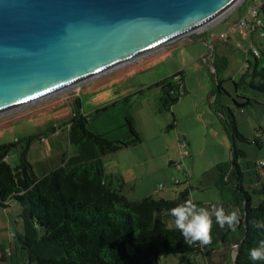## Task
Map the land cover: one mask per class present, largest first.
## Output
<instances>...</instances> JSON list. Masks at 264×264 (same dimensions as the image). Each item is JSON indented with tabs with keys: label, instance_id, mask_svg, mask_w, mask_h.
<instances>
[{
	"label": "rangeland",
	"instance_id": "rangeland-1",
	"mask_svg": "<svg viewBox=\"0 0 264 264\" xmlns=\"http://www.w3.org/2000/svg\"><path fill=\"white\" fill-rule=\"evenodd\" d=\"M244 1L237 11L216 26L200 32L198 40L182 39L90 79L55 98L0 118V144L29 135H44L54 127L62 128L63 122L71 115L70 100L76 97L87 117V124L90 122L94 128L101 126L102 130H108L111 125L123 124L125 126L114 131L127 130L126 118L131 120L141 137L139 153L145 160L152 159L146 178L164 186L152 197L175 199L176 190L185 182V173H188V182L201 174L202 178L208 179L217 172L219 163L231 164V148L234 145L244 152L243 157H236V164L243 172L241 185L248 192L252 206H256L261 198L257 192L260 186L257 176H264V165H258L260 161L264 162V94L255 91L250 84L254 68L260 70L264 66V36L256 33L254 43L250 42V38L243 41L239 35L231 33L226 38H219V34L238 19L239 10L244 13L252 0ZM208 45L215 50L214 63L210 61ZM252 47L260 53L258 60L250 52ZM180 71L183 84L181 95L170 109H166L162 100L165 93L156 83L170 81L176 87L178 83L174 82L173 76ZM218 81L220 90L217 88ZM245 97L249 98L248 103ZM112 103L115 104L110 106ZM240 103L243 105H238ZM104 106L108 108L103 109ZM119 107H123L122 112ZM230 113L234 116L238 132L246 141L232 142L225 133L222 118ZM106 117L109 124L105 122ZM180 131L189 133L199 150L197 154L188 150L189 156L181 160L175 139ZM165 146H169L168 151ZM165 150L169 158L182 165V169L178 170L173 164H167L166 158L158 157ZM19 151V147H12L8 152L6 161L10 166L18 165ZM163 164L166 170L160 169ZM174 180L180 182L179 187L174 185ZM169 187L174 188L172 195L164 197L162 192L168 191ZM19 213L17 202H12L7 208L0 207V264H24L26 251L22 249L24 245L20 236L38 239L41 235ZM164 220L169 228H175L171 215L168 214ZM55 248L50 244L46 248L35 247V250L46 257L56 253ZM209 253L190 254V264H217L211 260ZM157 264L182 263L178 254H170L161 257ZM224 264H233L231 256L226 257Z\"/></svg>",
	"mask_w": 264,
	"mask_h": 264
},
{
	"label": "trees",
	"instance_id": "trees-1",
	"mask_svg": "<svg viewBox=\"0 0 264 264\" xmlns=\"http://www.w3.org/2000/svg\"><path fill=\"white\" fill-rule=\"evenodd\" d=\"M259 14L264 21V5L259 8ZM252 79L251 87L264 94V66L260 70L254 68ZM173 80L178 83L176 87L170 81L156 83L165 93L162 100L166 109L181 95L182 71L174 74ZM217 88L221 89L219 81ZM245 98L248 103L249 98ZM70 105L71 117L64 125L70 132L81 134L79 141L86 138L91 141L97 151L93 158L71 166L62 165L39 177L27 154L42 134L0 144V207L7 208L8 202H17L19 214L41 232L38 239L20 236L22 249L26 251L24 264H157L161 257L170 254H178L180 263L190 264V254L211 251L209 245L186 244L180 232L169 228L164 220L169 209L189 200V186L178 190L173 200L152 196L130 200L121 190L111 188L102 180L99 157L141 140L131 120L126 118L129 140H110L87 128V117L81 111L78 98L73 97ZM222 121L232 142L247 140L238 132L233 114L223 115ZM12 147L20 148L19 163L15 167L6 161ZM238 156L243 157L244 152L232 145L231 164L219 165V184L231 187L233 198L243 211L242 236L233 264H264L251 262L247 255L250 248L264 240V229L252 227L253 220L264 219V176H257L260 185L257 192L261 198L252 206L248 192L241 185L243 172L236 164ZM50 244L59 249L52 255L43 257L35 250Z\"/></svg>",
	"mask_w": 264,
	"mask_h": 264
},
{
	"label": "water",
	"instance_id": "water-1",
	"mask_svg": "<svg viewBox=\"0 0 264 264\" xmlns=\"http://www.w3.org/2000/svg\"><path fill=\"white\" fill-rule=\"evenodd\" d=\"M244 0H0V118L216 26Z\"/></svg>",
	"mask_w": 264,
	"mask_h": 264
},
{
	"label": "crops",
	"instance_id": "crops-1",
	"mask_svg": "<svg viewBox=\"0 0 264 264\" xmlns=\"http://www.w3.org/2000/svg\"><path fill=\"white\" fill-rule=\"evenodd\" d=\"M263 1L264 0H252L248 8L245 9L244 13H241L239 10L238 18L241 15L246 14L251 5ZM244 2L245 1H243V3ZM256 33H259V31H253L251 33H247L246 35H237H239L240 39L243 41H247L248 38H250V42L254 43V36ZM231 37L233 38V36ZM208 48L210 49L208 50V53H210V61L215 62V60L213 59L215 50L211 45H208ZM104 107V109L108 108L106 106ZM119 108H121L120 112H122L123 107ZM70 117L63 122L62 128L54 127L53 130H50V132L41 135V139L35 140L29 148L27 157L32 164V167L37 176L41 177L49 171L62 165L71 166L78 164L83 160L91 159L96 155L97 151L88 138L79 141L81 134L78 131L70 132L68 126L64 125V123H66L70 119ZM108 117H106L105 121L107 123L109 120ZM107 126L108 125L106 124V128ZM121 126L125 125L121 124ZM121 126L111 125L109 126L108 130H102L103 128H101V126H99L98 128H94V126H92L90 122L87 124V128H90L91 131L100 135H106L110 140L127 141L130 139L128 128L127 130L125 129L122 131H114ZM179 138L186 139L188 143L187 150L194 154H197L199 152V150L196 149L193 138L189 133L184 131H180V133L177 132L175 139L178 141ZM165 141L168 142L167 140ZM139 143L127 146L116 152L99 157L102 180L111 188L121 190L122 193L130 200L141 199L151 196L154 193L156 194L159 187L156 181L151 182L146 178V174L148 175L147 171L149 169L150 163L152 162V159L149 157L145 160L143 156H141L138 149ZM168 148L169 146H165V149L167 151ZM166 150L164 151L165 153L161 152L158 157L163 159L166 158L165 162L169 165L173 164L174 166V163L178 161H174L169 158V156L166 154ZM179 158L180 160L184 159L180 156ZM221 164L223 163L218 164L217 172L214 173V175H211L208 179H204V177L202 178L201 174L199 178L197 177L193 181L191 180L190 182H188L189 178L185 175V182L181 183V185L183 186L178 189L181 190L186 186H189V199L193 200V202L196 203L198 207L210 208L212 204H220L224 207L226 212L232 210L233 208H238L240 210V223L235 232L229 230L227 226H225L224 229H221L215 223V219L213 218V225L211 230L212 243L209 245L212 247V250L209 251V255L211 260L217 264H224L227 256H231L233 260L238 242L240 241L242 236L241 222L243 217L242 208L240 204L234 200L231 192V187L229 185L223 186L219 184V165ZM164 166V164L161 165L160 169L166 170V167ZM257 182L259 183V181ZM179 183L180 182L177 183L178 187ZM173 190L174 188L169 187L168 191L162 192V195L164 197H171V192H173ZM178 190H176L175 192V197L177 196ZM11 203L12 202H8V205H10ZM25 220L28 219L25 218ZM28 221L31 222L30 220ZM31 223L34 225L36 230L35 224L33 222ZM58 250L59 249L56 247L55 251L57 252Z\"/></svg>",
	"mask_w": 264,
	"mask_h": 264
},
{
	"label": "clouds",
	"instance_id": "clouds-1",
	"mask_svg": "<svg viewBox=\"0 0 264 264\" xmlns=\"http://www.w3.org/2000/svg\"><path fill=\"white\" fill-rule=\"evenodd\" d=\"M169 215L174 218L175 228L182 235L184 242L188 245L198 243L200 246L212 243L213 218L221 229L227 226L233 232L237 230L241 218L238 208L226 212L220 204H212L210 208L198 207L191 199L169 209ZM252 227L264 229V219L253 220ZM247 255L251 262H264V240L250 248Z\"/></svg>",
	"mask_w": 264,
	"mask_h": 264
},
{
	"label": "built area",
	"instance_id": "built-area-1",
	"mask_svg": "<svg viewBox=\"0 0 264 264\" xmlns=\"http://www.w3.org/2000/svg\"><path fill=\"white\" fill-rule=\"evenodd\" d=\"M264 5V1L263 2H257L253 5H251L247 11L246 14L241 15L235 22H233L232 24H230L228 26V28L221 32L219 34L220 38H225L227 36L228 33H236L239 35H246L247 33H251L253 31H259V35L262 37L264 36V21L263 19L260 17L259 14V8ZM250 52L252 53V55L256 58H258L260 56L259 51L252 47L250 49ZM187 141L184 138H179L177 141V146L179 149V155L181 158H185L187 156H189V152L187 150ZM259 166H263L264 162L260 161ZM174 166L180 170L182 169V165L179 162H175ZM185 175L188 177V173H185ZM178 181L174 180V184L177 185ZM164 186L163 185H159L158 189L161 190Z\"/></svg>",
	"mask_w": 264,
	"mask_h": 264
}]
</instances>
